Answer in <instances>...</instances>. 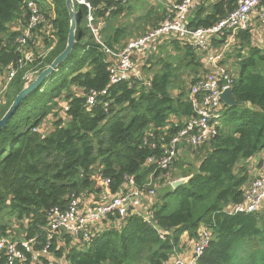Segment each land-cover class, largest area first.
Here are the masks:
<instances>
[{
    "label": "trees",
    "instance_id": "trees-1",
    "mask_svg": "<svg viewBox=\"0 0 264 264\" xmlns=\"http://www.w3.org/2000/svg\"><path fill=\"white\" fill-rule=\"evenodd\" d=\"M30 1L43 12L51 33L44 34L45 56L19 66L24 56L16 40L32 15ZM86 1L94 15L104 19V43L126 46L121 42L129 27L116 21L127 5ZM237 3L203 0L190 17V28L214 25ZM75 9L77 42L58 67L61 82L48 92L44 84L55 76L48 78L0 130V237L28 240L38 235L33 249L41 252L48 242L46 227L53 207H66L72 194H97L102 178H108L111 191L117 193L126 177L143 186L153 174L161 194L149 206L151 221L138 214L125 221L110 218L111 223L95 230L82 246L64 233L52 240V256L40 255L41 264H166L183 236L197 237L202 226L211 231V240L197 264H264V206L256 212H232L254 180L253 158L264 154V26H255L253 19L247 29L239 30L220 61L235 78L234 97L241 104L224 105L217 134L198 146L185 145L169 168L161 169L147 160L159 159L196 115L190 92L206 71L202 53L190 38L165 37L147 60L141 58V77L110 85L107 54L87 26L89 9L76 0ZM153 12L143 17L147 24ZM69 29L66 0H0V77L6 79L11 64L17 69L0 101V119L27 85L26 75L37 76L65 49ZM36 39L33 36L28 44L38 56ZM211 41L221 50L227 34ZM105 89L107 93L89 107L86 94ZM48 120L51 130L41 134L38 129ZM187 154L190 165L184 161ZM181 177L188 180L173 189L171 182ZM27 258L24 264H33L34 255L27 252ZM0 264H7L3 252Z\"/></svg>",
    "mask_w": 264,
    "mask_h": 264
},
{
    "label": "built area",
    "instance_id": "built-area-1",
    "mask_svg": "<svg viewBox=\"0 0 264 264\" xmlns=\"http://www.w3.org/2000/svg\"><path fill=\"white\" fill-rule=\"evenodd\" d=\"M85 4L89 9L87 26L91 29L96 40L102 45L107 54L109 62L110 85L121 81H128L131 78L141 77L138 72L139 62L136 57L147 60L155 50L158 43L165 37L177 35L182 38L192 39L194 45L202 53L205 62V74L201 76L191 87L190 99L196 115L186 122V125L170 140L164 154L157 159L152 156L148 163H156L157 168L167 169L185 145L198 146L201 143L214 137L218 132L219 119L222 116L224 103L220 99L221 92L227 88H233L234 76L229 68L220 61L225 57V52L235 39L239 30H245L250 26L253 19L264 26V0H238L237 7L227 16L210 27H199L192 29L189 26L190 17L200 5L199 0H181L170 6L162 22L150 29L145 34L129 41L124 47H109L102 40L100 34L105 22L103 18L98 19L93 8L86 0H76ZM126 3L127 0H115ZM32 15L28 25L22 30L17 38L18 50L23 53L19 66L27 62L44 57V54L35 56L33 52H25L23 47L32 40L36 29L43 25L47 26L43 12L38 10L33 1L29 2ZM115 8V6L113 7ZM46 28V27H45ZM227 34L228 42L221 49L212 47L211 39L216 36ZM17 69L11 64L8 66L5 85L0 89V94L6 91L8 84L13 80ZM37 72H30L26 75L27 83L35 78ZM35 76V77H34ZM33 77V78H32ZM3 79L0 77V81ZM107 89L102 91L90 90L86 94V102L89 107L97 104L98 98L105 95ZM5 94V93H4ZM4 99V95L0 101ZM37 130V129H35ZM262 172L254 178L247 188L243 202L235 205L232 212H256L264 205V154L260 155ZM126 182L117 193L110 189V180L102 178L99 181L101 191L79 196L72 194L66 207H53L48 214L47 244L41 252H34L33 245L38 241V235L28 240H12L8 237H0V252L6 257L7 264L27 263V252L34 255L33 264H41L40 255L48 257L51 255L49 246L52 240L60 238L62 234H69L74 237V243L82 246L83 242L91 239L95 230L109 225L112 221H125L130 215H144L149 221L153 215L149 212V206L145 199H155L158 196L153 174L149 182L143 186L135 183L131 177H126ZM107 221V222H106ZM199 235L194 238L192 253L185 257L178 254L171 258L172 264H197L201 256L210 244L211 231L202 226ZM170 260V259H169ZM166 262V264L169 262Z\"/></svg>",
    "mask_w": 264,
    "mask_h": 264
},
{
    "label": "rangeland",
    "instance_id": "rangeland-1",
    "mask_svg": "<svg viewBox=\"0 0 264 264\" xmlns=\"http://www.w3.org/2000/svg\"><path fill=\"white\" fill-rule=\"evenodd\" d=\"M199 1H201V0H199ZM176 2H177L176 0H127V2L123 3V4L127 5L128 10L126 12H124L121 17L119 16L118 20L116 21L117 25H126L129 27V32L121 43H124V45H125L126 43L131 41L130 39H132V38L135 39V38L145 34L146 32H148L150 27H151L150 25H152V23L154 21L156 22V17H158L159 15L162 16V14L165 13L166 8L168 7L170 9V6H172ZM150 10H153L154 12H153V15L149 18L150 20L148 21V24H147V22L144 21L143 17ZM165 15H164V17H165ZM164 17L162 16V18H160L158 21H160L161 19L163 20ZM162 20L160 22H162ZM255 26H258L257 21L255 22ZM12 27H13V25H12ZM50 27H51V25L48 24L45 29H43V30L38 29L35 31L34 39L37 38L39 40L38 43H36L34 40V46H36L40 51V53L38 55L46 53V51L44 50V46H45L44 34H47L46 36L50 35V33H51ZM45 30H47V31H45ZM32 42H33V40H32ZM29 48H30V46L27 43L23 47V50L25 52H32L31 50H29ZM135 61L139 62V64H141V62H142L141 58H139V57H136ZM225 66L228 67L227 65H225ZM54 76H55V78L52 81H50L51 79L47 80V82L44 84V86L48 90V92H51L52 90H54L57 87V85L61 82L63 75L59 72H56ZM53 77H51V78H53ZM35 78H33L30 82H32ZM5 82L6 81L4 79L2 81H0V89L3 88V86L5 85ZM4 93H5V91H4ZM4 93L0 94V98L2 97V95H4ZM50 121L49 120L46 121L42 125V127H40L38 129V131L41 134H44L45 132H49L51 130V127H52L51 124L52 123ZM187 156L185 157L184 161H185V164L190 165V163L192 162V159H191L190 155L187 154ZM251 164H252L251 165V168H252L251 173H252L253 177L256 178L260 174V171L262 172L261 164H260V155L255 157L252 160ZM177 179H179V178H176L174 180H177ZM158 192H159V194H161V190ZM194 238H196V237H191L188 234H185L183 236L182 240L180 241L177 253L172 254L169 257L170 260L168 259L169 262L167 264H172L171 258L174 256H177L178 254H182L183 256L188 257L192 253V250H193L192 246H193V242L195 240Z\"/></svg>",
    "mask_w": 264,
    "mask_h": 264
},
{
    "label": "water",
    "instance_id": "water-1",
    "mask_svg": "<svg viewBox=\"0 0 264 264\" xmlns=\"http://www.w3.org/2000/svg\"><path fill=\"white\" fill-rule=\"evenodd\" d=\"M66 5L70 13V29L67 37V43L65 49L52 61L50 65L45 67L36 78L27 84L14 98L13 102L9 106L6 113L0 119V130L7 124L9 118L15 113L19 105L24 101V99L36 91L48 78L55 75L58 71L59 65L64 62L71 52L74 49V46L77 42V28H78V19L77 11L75 9V0H66ZM220 99L222 102L228 106H238L241 104L234 97L233 88H225L221 94ZM248 104V103H247ZM188 180L187 177H181L177 180L172 181L171 186L173 189L178 188L180 185L184 184Z\"/></svg>",
    "mask_w": 264,
    "mask_h": 264
},
{
    "label": "crops",
    "instance_id": "crops-1",
    "mask_svg": "<svg viewBox=\"0 0 264 264\" xmlns=\"http://www.w3.org/2000/svg\"><path fill=\"white\" fill-rule=\"evenodd\" d=\"M202 3H203V0L200 1V4H202ZM167 8H168V7H167ZM167 8H166L165 14H166V13L168 12V10H169V8H168V9H167ZM121 16H122V15H121ZM121 16H120V17H121ZM132 39H133V38H132ZM132 39H130V40H132ZM128 41H129V40H128ZM261 154H262V153H261ZM261 154H260V155H261ZM253 159H254V158H253ZM153 202H154V199H145V204H146V205L153 206V205H154Z\"/></svg>",
    "mask_w": 264,
    "mask_h": 264
}]
</instances>
